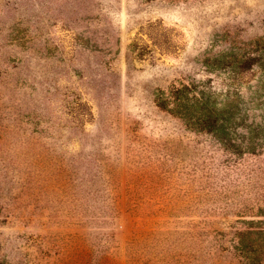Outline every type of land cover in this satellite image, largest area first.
<instances>
[{
  "label": "rangeland",
  "instance_id": "374dc122",
  "mask_svg": "<svg viewBox=\"0 0 264 264\" xmlns=\"http://www.w3.org/2000/svg\"><path fill=\"white\" fill-rule=\"evenodd\" d=\"M0 264H264V0H0Z\"/></svg>",
  "mask_w": 264,
  "mask_h": 264
},
{
  "label": "trees",
  "instance_id": "16d2710c",
  "mask_svg": "<svg viewBox=\"0 0 264 264\" xmlns=\"http://www.w3.org/2000/svg\"><path fill=\"white\" fill-rule=\"evenodd\" d=\"M161 92L167 94V97L161 99L158 95L157 104L160 108L170 111L175 115L190 114L194 109L199 113L197 119L199 125L196 128L227 133L229 124L235 119V115L231 110L225 107L221 108L214 103L212 104L209 99H200L192 103L189 96L190 90L178 89L167 93L162 90Z\"/></svg>",
  "mask_w": 264,
  "mask_h": 264
}]
</instances>
